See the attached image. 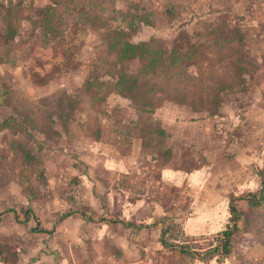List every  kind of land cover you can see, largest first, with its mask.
<instances>
[{
    "label": "rangeland",
    "instance_id": "1",
    "mask_svg": "<svg viewBox=\"0 0 264 264\" xmlns=\"http://www.w3.org/2000/svg\"><path fill=\"white\" fill-rule=\"evenodd\" d=\"M123 41L141 51L122 57ZM156 117L172 131L157 133ZM136 132L142 153L161 156L139 163L164 210L154 221L177 218L181 229L198 213L220 230L187 235L197 240L183 245L189 253L154 231L137 264H264V204L245 200L231 253L208 255L231 223V194L262 187L264 0H0V263L122 264L132 237L115 236L114 224L96 237L98 167L81 157L96 139L132 154ZM166 162L203 169V183L163 184L157 166ZM143 173L119 182L142 186Z\"/></svg>",
    "mask_w": 264,
    "mask_h": 264
},
{
    "label": "crops",
    "instance_id": "2",
    "mask_svg": "<svg viewBox=\"0 0 264 264\" xmlns=\"http://www.w3.org/2000/svg\"><path fill=\"white\" fill-rule=\"evenodd\" d=\"M154 119L161 122L162 125L160 127L162 129L164 128L167 133L172 131L171 129L166 128L164 124L165 122L163 120L157 117ZM132 137H135L132 139L133 144H135V141L139 142L138 144L132 146V154L126 153L124 155L119 152H115L114 150H109L105 145L102 146L101 140L98 141V139H96L92 141L93 143H90L89 147L86 149V151H84V156L81 157L82 160L89 164V167H98L96 174L91 176L94 179V181L91 183H93L92 188H95V191L103 199L100 204L103 206L102 211L104 212V219L102 218L101 223L98 225L96 237L98 239L102 238L107 231L106 229L112 224L116 226L119 225L118 231L113 233L118 238L122 239L126 233H130L132 237L131 254L127 255L123 250L120 249V258L122 260V264H137L138 259H136V256L138 258L139 247L149 245L151 239L150 234L154 233V231L159 232L160 229H162L161 223L159 222L160 218H156V221H154L155 216L160 215L161 211L164 212V210L160 208L157 198L151 196L154 194V192H156V190L150 186L149 176L147 174L148 172L140 169L139 166L141 160L144 159H148V161L151 163H157V157H154L153 154V158L149 159L148 155L142 153V147L140 146L142 139L141 135L134 133L132 134ZM170 137L171 136L168 137V140ZM157 167L159 181L163 184L172 185L174 187H180L183 184H186L190 187L200 186V183H203L205 177V173L201 168L193 169L191 171H184L181 168L171 167L169 162L162 163L161 166L158 164ZM146 168H148V166L145 165L144 169ZM140 171H143V174L148 176L146 183L142 184L141 187H143V185H147L149 188V193L142 196H136L132 194L131 189L123 186L121 183L122 181L119 182V177L124 178L129 173L132 175V177L136 178ZM89 202L95 203L93 199L88 200L89 206ZM196 215L189 217L186 220L184 229L188 235H200L220 231L211 227L207 222H205L206 220L204 218L199 219V215H197L198 218L196 219ZM109 217H112V220L110 221L111 223L108 224L107 222L109 220L106 218L109 219ZM112 221L114 223H112ZM126 222H131L133 225L127 227L124 224ZM145 239L146 241H144Z\"/></svg>",
    "mask_w": 264,
    "mask_h": 264
},
{
    "label": "trees",
    "instance_id": "3",
    "mask_svg": "<svg viewBox=\"0 0 264 264\" xmlns=\"http://www.w3.org/2000/svg\"><path fill=\"white\" fill-rule=\"evenodd\" d=\"M62 19V17H60ZM62 20H60V22H58V25L61 23ZM140 20L137 16L132 17V22H130L129 24V29H133L134 24L138 23ZM59 31V29H58ZM60 34V31H59ZM58 39V38H57ZM67 49H64V51H62V53L58 52L57 49L55 50V56H57L58 54L62 55V59L63 62L66 61L67 64L71 63L70 66L73 63V58H71L69 56V54L66 52ZM120 53L122 52V57H130V55L140 52L141 49L139 48V46L132 44L128 41H123L122 44L120 45ZM172 54V52H170L169 54H167L168 58L169 56ZM170 63H174V61H170ZM65 64V63H64ZM153 64H148L145 67L151 69V72L153 73H158L155 69H153L154 67H152ZM163 73V72H162ZM168 74L169 73L167 71L164 72V74ZM122 79V77H120ZM132 82L135 83L137 82V79H132ZM156 92H158L157 90L154 91V94H157ZM151 112H153L154 110H150ZM132 124H135V122H131ZM130 123V124H131ZM155 125V124H154ZM142 132V129H141ZM156 132L162 134L164 132V130L159 126L158 128H156ZM135 134L137 135H141L140 133L136 132ZM151 140V139H150ZM149 145H152V141L148 142ZM154 157H160V153H155ZM260 175H261V184L262 187L259 191L257 192H248L244 195H240V196H235L234 194H231L229 201H228V209L230 212V220L231 223H228L225 227V229L221 230V234L223 235V240L221 245L215 246L214 248H211L209 250V256L212 257L215 254H217L218 259L219 260H224V258H226L232 251V238L235 234V232L238 230V221L241 220V211L238 209L237 207V200H245L249 205L251 206H262L264 204V162H263V167L262 170L260 171ZM15 211V210H14ZM29 209L23 211V214L26 215V217L29 216ZM72 214V212H65L62 213L57 219L56 222L62 221L63 219H65L66 217L70 216ZM15 215L17 216V212L15 211ZM82 215H84V213H82ZM0 220H1V215H0ZM127 227H130L133 225V223L131 222H126L124 223ZM139 228V227H137ZM37 229V227H36ZM42 231L44 229L38 228L37 230ZM166 229L163 228L161 229V242L164 243L163 240V236L165 233ZM164 245H166V243H164ZM180 250L183 253H189V247L187 246H180Z\"/></svg>",
    "mask_w": 264,
    "mask_h": 264
},
{
    "label": "built area",
    "instance_id": "4",
    "mask_svg": "<svg viewBox=\"0 0 264 264\" xmlns=\"http://www.w3.org/2000/svg\"><path fill=\"white\" fill-rule=\"evenodd\" d=\"M126 186L128 189L132 190V194L136 196H142L149 193V188L147 185H143V187L139 186L134 180H131L126 183ZM168 224L164 226L166 229L164 235L167 234V240L168 242L176 245L183 246L185 244L194 243L197 240L193 238H188L186 233H184V228L180 227L179 229V221L177 218L169 217ZM167 223V222H166ZM168 233L170 236H168Z\"/></svg>",
    "mask_w": 264,
    "mask_h": 264
}]
</instances>
